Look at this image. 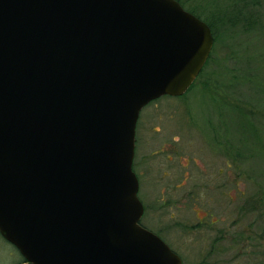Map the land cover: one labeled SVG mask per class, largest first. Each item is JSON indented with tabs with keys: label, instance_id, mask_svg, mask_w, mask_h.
I'll return each mask as SVG.
<instances>
[{
	"label": "water",
	"instance_id": "1",
	"mask_svg": "<svg viewBox=\"0 0 264 264\" xmlns=\"http://www.w3.org/2000/svg\"><path fill=\"white\" fill-rule=\"evenodd\" d=\"M213 43L176 0H0V234L23 264H182L140 225L136 126Z\"/></svg>",
	"mask_w": 264,
	"mask_h": 264
},
{
	"label": "rangeland",
	"instance_id": "2",
	"mask_svg": "<svg viewBox=\"0 0 264 264\" xmlns=\"http://www.w3.org/2000/svg\"><path fill=\"white\" fill-rule=\"evenodd\" d=\"M261 3L251 31L241 25L215 29L211 59L194 88L150 103L137 121L133 170L144 207L140 224L182 264H264Z\"/></svg>",
	"mask_w": 264,
	"mask_h": 264
},
{
	"label": "trees",
	"instance_id": "3",
	"mask_svg": "<svg viewBox=\"0 0 264 264\" xmlns=\"http://www.w3.org/2000/svg\"><path fill=\"white\" fill-rule=\"evenodd\" d=\"M176 1L184 10L193 14L210 27L214 39V46L217 41L214 33L217 27L226 26L233 28L241 25L245 31L249 32L252 30V27L258 25V18L261 16L260 9L262 6V0H224L222 4L220 3L222 0ZM214 46L212 51L214 50ZM211 56L212 52L203 70L209 63ZM202 72L199 74L198 78L201 76ZM195 83L191 85L187 92L194 88Z\"/></svg>",
	"mask_w": 264,
	"mask_h": 264
},
{
	"label": "flooded vegetation",
	"instance_id": "4",
	"mask_svg": "<svg viewBox=\"0 0 264 264\" xmlns=\"http://www.w3.org/2000/svg\"><path fill=\"white\" fill-rule=\"evenodd\" d=\"M214 46V43H213ZM213 49V47H212ZM212 52V51H211ZM211 55V54H210ZM209 59V58H208ZM208 61V60H207ZM207 63V62H206ZM205 66V65H204ZM204 68V67H203ZM203 70V69H202ZM202 72V71H201ZM200 72V73H201ZM199 76V75H198ZM198 78V77H197ZM197 78L195 79L194 83L196 82ZM136 138V136H135ZM203 140V139H202ZM207 146V141L204 140ZM175 142V141H174ZM177 142V141H176ZM217 142V141H216ZM217 145V144H216ZM135 146H136V142H135ZM184 147L186 148V141L184 142ZM209 147V144H208ZM177 148V147H176ZM211 148V146H210ZM133 168V166H132ZM135 173V172H134ZM136 175V174H135ZM137 177V175H136ZM138 179V178H137ZM139 184L140 181L138 180ZM182 185L176 186V189H180ZM205 221V222H203ZM215 222H213L211 225H213ZM199 224L202 225L204 224L205 226L208 225V223H206L205 219H200L199 220ZM141 225V224H140ZM142 226V225H141ZM210 226V225H209ZM144 227V226H142ZM145 228V227H144ZM147 229V228H146ZM150 231V230H149ZM152 232V231H151ZM186 233H191V231H186ZM158 236V235H157ZM16 253L17 255H19V258H21L19 261H15V257H16ZM0 258L4 259L6 264H23L25 263L24 259L22 258V256L19 254V252L17 251V249L14 247L13 244H11L9 241H7L1 234H0ZM4 264V263H3Z\"/></svg>",
	"mask_w": 264,
	"mask_h": 264
}]
</instances>
